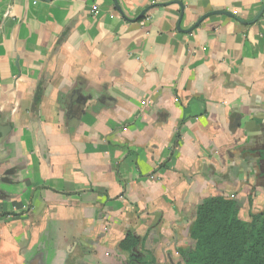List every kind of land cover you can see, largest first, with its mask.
Segmentation results:
<instances>
[{"label":"crops","instance_id":"0c3cea01","mask_svg":"<svg viewBox=\"0 0 264 264\" xmlns=\"http://www.w3.org/2000/svg\"><path fill=\"white\" fill-rule=\"evenodd\" d=\"M263 5L0 0V264L179 251L210 196L263 211L264 14L237 20Z\"/></svg>","mask_w":264,"mask_h":264},{"label":"trees","instance_id":"16d2710c","mask_svg":"<svg viewBox=\"0 0 264 264\" xmlns=\"http://www.w3.org/2000/svg\"><path fill=\"white\" fill-rule=\"evenodd\" d=\"M259 150L243 149L242 158L248 163L257 161ZM188 238L191 249L180 251V260L166 264H264V210L246 219L235 197H207L196 209ZM145 241L134 231L120 241L117 250L126 256L125 264H157Z\"/></svg>","mask_w":264,"mask_h":264},{"label":"rangeland","instance_id":"374dc122","mask_svg":"<svg viewBox=\"0 0 264 264\" xmlns=\"http://www.w3.org/2000/svg\"><path fill=\"white\" fill-rule=\"evenodd\" d=\"M242 214H246L245 211ZM246 216V215H245ZM192 243L190 242L189 246H186L183 249H179V251L172 252L169 249L162 250V252L159 251V249H153L152 257H154L157 261V264H166L169 262V260L178 261L180 260V251H187L191 249ZM156 250V251H155ZM110 252L107 253L106 257L103 259V262L98 261L97 255L95 256V263L94 264H125L126 263V256H122L118 250L109 249ZM152 252V251H151Z\"/></svg>","mask_w":264,"mask_h":264},{"label":"water","instance_id":"95a60500","mask_svg":"<svg viewBox=\"0 0 264 264\" xmlns=\"http://www.w3.org/2000/svg\"><path fill=\"white\" fill-rule=\"evenodd\" d=\"M263 14H264V5L261 8V10L258 12V14L251 21H242L240 19H237V20H239L244 25H251V24H255L257 21H259L261 19V17L263 16ZM214 15H228V16L232 17V14L226 13V12L217 11V12L209 13V14H206L205 16H203L196 23V25L193 28H191L189 31H187V32L192 31L193 29L198 27L206 18H209V17L214 16ZM260 128H261V130H260V132H261L260 133L261 134L260 139L261 140H260V144H259L258 147H261V149H264V147H263V144H264V130H263V128H264V126L261 125ZM260 134H258V136ZM6 138L7 137H6L5 133L2 130H0V145H2L4 143V140H6ZM256 155H257V158H255V159H259V157L264 156V154H262L261 151L257 152ZM254 162H256V161H254Z\"/></svg>","mask_w":264,"mask_h":264}]
</instances>
